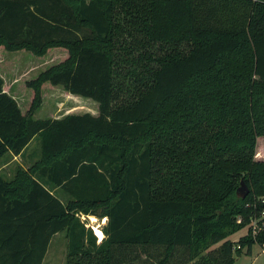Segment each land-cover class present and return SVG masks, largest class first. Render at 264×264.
Wrapping results in <instances>:
<instances>
[{"label": "trees", "instance_id": "obj_1", "mask_svg": "<svg viewBox=\"0 0 264 264\" xmlns=\"http://www.w3.org/2000/svg\"><path fill=\"white\" fill-rule=\"evenodd\" d=\"M1 50L66 54L13 96L0 75V159L41 140L0 174V264H43L62 231L66 264H235L264 245V0H0ZM56 87L99 114L35 119ZM82 215L106 218L101 241Z\"/></svg>", "mask_w": 264, "mask_h": 264}, {"label": "rangeland", "instance_id": "obj_2", "mask_svg": "<svg viewBox=\"0 0 264 264\" xmlns=\"http://www.w3.org/2000/svg\"><path fill=\"white\" fill-rule=\"evenodd\" d=\"M55 51V50H52ZM65 52L57 51L55 53H48L43 57H38L31 52L21 51L15 53L0 52V75H3L5 86L10 89L13 96L15 88L23 84L27 80L37 78L41 73L48 70L51 66L58 65L61 59L65 56ZM11 62L8 64V62ZM2 73V74H1ZM23 86V85H22ZM21 86V87H22ZM31 90H27L25 98L30 97ZM16 97V96H15ZM17 101L22 104L23 109H26L27 100L22 96L16 97ZM91 113L95 116L99 114L98 104L81 97H75L66 92L62 87L48 88L47 95L44 99L43 105L37 110L34 115L35 119H59L70 114H85ZM264 138H259V142L263 144ZM264 153V148H260V152ZM41 157V140L35 137L27 147L21 158L16 161L13 160V155L6 154L0 159V165L5 161L6 166L10 169V174L14 175L18 168L31 167ZM10 161H12L10 163ZM83 220L88 222V226L93 227L95 233V226H99L102 230L107 220L97 218L94 222L90 219L91 216H81ZM251 224L258 228L264 225V213L259 215H252L250 219ZM99 224V225H98ZM248 226L233 234V239L247 233ZM103 232V231H102ZM96 234V233H95ZM104 234V233H103ZM98 240L100 238L97 236ZM67 233L62 231L58 237L52 242L50 249L43 261V264H66L67 260ZM235 264H264V245L254 244L252 252L248 253L247 249L242 251L240 256H236Z\"/></svg>", "mask_w": 264, "mask_h": 264}, {"label": "crops", "instance_id": "obj_3", "mask_svg": "<svg viewBox=\"0 0 264 264\" xmlns=\"http://www.w3.org/2000/svg\"><path fill=\"white\" fill-rule=\"evenodd\" d=\"M2 77H3V75H1ZM4 78V77H3ZM4 90H5V92H7L8 94H10L11 95V93H10V89H7V87L6 86H4ZM15 99H16V97H14ZM17 100V99H16ZM27 150V148L25 149V151ZM24 151V152H25ZM24 152H23V154H24ZM23 154H21V155H19V156H13V160L12 161H16V160H18V158H21L22 157V155ZM3 159V158H2ZM1 159V160H2ZM12 161H10V163L12 162ZM6 162L4 161L3 163H2V165H0V174H2L5 178H7V179H11L14 175H12V174H10V169L6 166V164H5ZM23 168H25V169H27V168H29V167H23ZM244 229V228H243ZM60 233H62V232H59V233H57V234H55L54 236H53V238H52V240H51V242H50V244H49V248H48V251H49V249H50V246H51V244H52V242L54 241V239L56 238V237H58L59 235H60ZM98 236V235H97ZM99 237V236H98ZM233 237V235H231L230 236V239H232L233 241H236V240H238V239H233L232 238ZM103 239V238H102ZM101 238H100V241L102 240ZM67 244H68V240H67ZM48 253V252H47ZM47 255V254H46Z\"/></svg>", "mask_w": 264, "mask_h": 264}, {"label": "water", "instance_id": "obj_4", "mask_svg": "<svg viewBox=\"0 0 264 264\" xmlns=\"http://www.w3.org/2000/svg\"><path fill=\"white\" fill-rule=\"evenodd\" d=\"M250 192L249 187L245 184L244 181L241 182V185L239 186L238 190H237V195L240 198H245ZM93 228V227H92ZM94 229V228H93ZM96 233V232H95ZM97 235V234H96ZM239 256V255H237Z\"/></svg>", "mask_w": 264, "mask_h": 264}, {"label": "bare ground", "instance_id": "obj_5", "mask_svg": "<svg viewBox=\"0 0 264 264\" xmlns=\"http://www.w3.org/2000/svg\"><path fill=\"white\" fill-rule=\"evenodd\" d=\"M90 219H91L92 221H94V222L97 221V218H96L95 216H91ZM98 225H99V224H98ZM95 232H96V234L99 236V238L102 239V238L104 237V234H103V232H102V230H101V228H100L99 226H95Z\"/></svg>", "mask_w": 264, "mask_h": 264}, {"label": "built area", "instance_id": "obj_6", "mask_svg": "<svg viewBox=\"0 0 264 264\" xmlns=\"http://www.w3.org/2000/svg\"><path fill=\"white\" fill-rule=\"evenodd\" d=\"M86 1H90V0H86ZM239 221H241V219H239ZM263 227H264V225H263ZM263 227L258 228L256 225H254L253 226L254 234L256 235L261 230V228H263Z\"/></svg>", "mask_w": 264, "mask_h": 264}]
</instances>
